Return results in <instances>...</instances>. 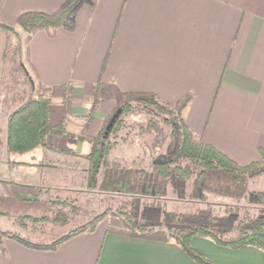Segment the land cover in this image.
<instances>
[{
	"label": "crops",
	"instance_id": "0c3cea01",
	"mask_svg": "<svg viewBox=\"0 0 264 264\" xmlns=\"http://www.w3.org/2000/svg\"><path fill=\"white\" fill-rule=\"evenodd\" d=\"M62 1L0 0V21L13 23L28 10L51 12ZM74 20L73 29L59 27L53 35L39 29L25 44L34 79L50 87L52 123L64 120L68 131L79 133L97 82L103 84L90 136L127 93H151L166 103L190 94L183 111L189 129L240 164L260 159L264 0H86ZM45 142L7 162L35 171L59 165L45 160L47 153L75 159L71 152L91 148L89 140L67 134H47ZM26 177L11 179L20 184L7 195L8 205L10 199L39 197L38 184L24 185L30 182ZM100 221L54 249L3 237L0 264H202L172 239L125 235L108 229L116 221ZM190 244L212 264H264L263 251L251 245L232 248L201 235H193Z\"/></svg>",
	"mask_w": 264,
	"mask_h": 264
},
{
	"label": "trees",
	"instance_id": "16d2710c",
	"mask_svg": "<svg viewBox=\"0 0 264 264\" xmlns=\"http://www.w3.org/2000/svg\"><path fill=\"white\" fill-rule=\"evenodd\" d=\"M85 1L63 0L51 12L28 10L13 23L0 21V31L14 40V45H4L0 56L6 67L0 68L5 70L0 72V104L5 103L7 110L5 147L9 152L24 153L46 146L50 133L87 139L91 143L88 153L71 152L76 156L75 165L83 161L80 168L90 179L89 188L117 198L105 210L48 243L31 242L18 233L0 230V245L3 237H10L28 246L54 249L74 234L92 231L109 215L118 223L109 230L147 239H172L202 264L212 263L191 246L193 235L207 236L232 248L251 245L264 253V187L255 183L264 177V150H259V160L244 165L204 142L200 133L188 128L183 116L190 94L166 103L151 93H127L106 124L90 136L87 128L103 84L97 82L89 110L81 116L79 133L68 131L64 120L50 121V87L36 81L24 62L22 38L26 44L39 29L50 35L59 27L73 29L75 12ZM133 112L145 115L137 120V134L150 133L151 139L134 146L128 158L116 151L131 132H123L121 127ZM177 201L200 205L192 210L169 207Z\"/></svg>",
	"mask_w": 264,
	"mask_h": 264
},
{
	"label": "rangeland",
	"instance_id": "374dc122",
	"mask_svg": "<svg viewBox=\"0 0 264 264\" xmlns=\"http://www.w3.org/2000/svg\"><path fill=\"white\" fill-rule=\"evenodd\" d=\"M6 43L14 45L13 37L0 31V56ZM22 44L24 52V37L22 38ZM23 59L25 62V56ZM3 67L6 68L0 60V68ZM2 71L5 72V70ZM4 104H0V230L18 233L31 242H50L105 210L108 205L116 200L117 197L115 198L113 195L100 193L87 186L90 179L86 174L84 176V171L80 168L84 164L82 160H79L76 166L75 161L69 157L47 153L45 160L55 161L54 163L59 165L39 166L35 171H30V169L29 171L23 169V171L19 169L18 165L8 163L9 159H17L22 155L6 150L5 114L7 110ZM144 117L143 113L138 112L130 113L125 117L124 126L121 127V130L123 132L124 130H131V132L124 139L123 147L117 149L118 155L125 154L128 158H131V154H133L131 150L134 146L138 143H148L150 141V133L137 134L139 130L136 125L137 120H143ZM60 164H67L68 167ZM18 177L29 178L30 182L24 185L38 184L42 191L39 190V197L27 198L26 200L10 199L8 205L7 195L14 191L15 186L20 184L12 182L11 179ZM255 183L264 187V177L258 178ZM196 205L200 204L190 201H177L170 203L169 207L176 210H192ZM4 212L8 213L4 214ZM112 221L117 220L106 215L100 222L104 226Z\"/></svg>",
	"mask_w": 264,
	"mask_h": 264
}]
</instances>
